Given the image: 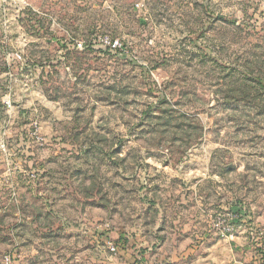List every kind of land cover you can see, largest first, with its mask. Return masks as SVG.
Masks as SVG:
<instances>
[{
  "label": "rangeland",
  "instance_id": "374dc122",
  "mask_svg": "<svg viewBox=\"0 0 264 264\" xmlns=\"http://www.w3.org/2000/svg\"><path fill=\"white\" fill-rule=\"evenodd\" d=\"M258 251L264 0H0V264Z\"/></svg>",
  "mask_w": 264,
  "mask_h": 264
},
{
  "label": "crops",
  "instance_id": "0c3cea01",
  "mask_svg": "<svg viewBox=\"0 0 264 264\" xmlns=\"http://www.w3.org/2000/svg\"><path fill=\"white\" fill-rule=\"evenodd\" d=\"M237 242L243 243V240L239 239L237 240ZM110 243L115 244L117 246V250L120 246L123 247V244H121L120 241ZM110 243H108V249ZM261 251H258L261 254H258L257 257L254 256V258H240L236 255L228 258L225 254H222V252H220L219 255H207L202 258L199 257L198 254L190 253L188 255H194L191 258H186L188 255L185 257L175 256V258H133L131 255L126 254V259L129 262L133 261L132 264H138L136 262L137 259H139V261L141 262L139 264H264V251ZM141 256H143V254H141ZM16 264H19V260L16 261Z\"/></svg>",
  "mask_w": 264,
  "mask_h": 264
},
{
  "label": "built area",
  "instance_id": "2783aa9c",
  "mask_svg": "<svg viewBox=\"0 0 264 264\" xmlns=\"http://www.w3.org/2000/svg\"><path fill=\"white\" fill-rule=\"evenodd\" d=\"M98 40L104 44L105 46H113L116 47L118 45L117 40H111L110 38H108V36H98ZM5 107L6 109H11V104L9 101L5 102ZM34 138H38L40 139L41 137L37 135V128H34L33 132H32ZM1 145H3V143L1 142ZM225 231L228 233L229 237H233L234 236V228L232 226H227L225 228ZM109 250L113 253H117V246L115 244L110 243L109 244ZM3 264H16V260L14 255L8 253L5 254L2 258Z\"/></svg>",
  "mask_w": 264,
  "mask_h": 264
}]
</instances>
